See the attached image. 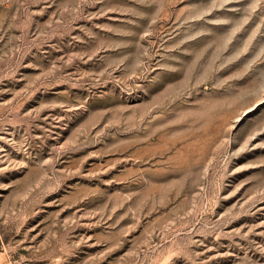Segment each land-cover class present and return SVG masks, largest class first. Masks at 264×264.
<instances>
[{
	"label": "rangeland",
	"instance_id": "rangeland-1",
	"mask_svg": "<svg viewBox=\"0 0 264 264\" xmlns=\"http://www.w3.org/2000/svg\"><path fill=\"white\" fill-rule=\"evenodd\" d=\"M0 264H264V0H0Z\"/></svg>",
	"mask_w": 264,
	"mask_h": 264
}]
</instances>
